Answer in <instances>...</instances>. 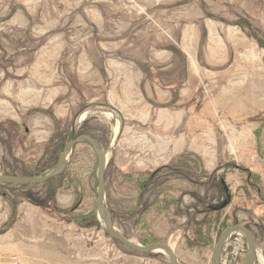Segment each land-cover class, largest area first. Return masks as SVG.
<instances>
[{
    "label": "rangeland",
    "instance_id": "rangeland-1",
    "mask_svg": "<svg viewBox=\"0 0 264 264\" xmlns=\"http://www.w3.org/2000/svg\"><path fill=\"white\" fill-rule=\"evenodd\" d=\"M72 128L106 153L126 239L210 264L241 224L264 264V0H0V174L50 171ZM96 166L79 143L62 174L0 186V264H168L102 230ZM220 178L231 201L203 215ZM246 251L232 234L220 264Z\"/></svg>",
    "mask_w": 264,
    "mask_h": 264
},
{
    "label": "water",
    "instance_id": "water-1",
    "mask_svg": "<svg viewBox=\"0 0 264 264\" xmlns=\"http://www.w3.org/2000/svg\"><path fill=\"white\" fill-rule=\"evenodd\" d=\"M79 143H86L93 151V154L97 161L96 166V199H95V209L101 220V227L105 234L116 241L128 250L137 254H148L154 251L161 252L165 254L168 258V264H179L177 257L173 249L166 243L153 242L146 246H140L132 243L130 240L122 236L118 230L114 227L111 212L104 205V194H105V184L104 176L107 165L106 153L101 151L95 142V140L88 135L75 136V130L72 128L71 137L68 142L63 147L56 164L54 167L38 176V177H18V176H8L0 174V184L16 185V186H33L40 185L44 182L52 179L64 172L68 165V157L73 149ZM223 192L225 194V200H223L214 209L217 211L223 210L230 202V194L228 187L225 182L221 180ZM234 233H239L244 236L247 246V251L244 255L243 264H254L256 258V246L250 230L241 224L231 225L225 228L222 233L218 236L216 240L215 247L213 249L210 264H220V258L223 250V246L227 239Z\"/></svg>",
    "mask_w": 264,
    "mask_h": 264
},
{
    "label": "trees",
    "instance_id": "trees-1",
    "mask_svg": "<svg viewBox=\"0 0 264 264\" xmlns=\"http://www.w3.org/2000/svg\"><path fill=\"white\" fill-rule=\"evenodd\" d=\"M76 136H79V135H76ZM68 142V141H67ZM66 142V143H67ZM221 180H223V178H220L219 180H218V183H219V185L221 186ZM224 181V180H223ZM218 183H217V181L216 182H213L212 184H214V185H218ZM1 185H8V184H0V186ZM29 186V185H28ZM221 189H222V187H221ZM222 192V195L220 196V198H218V201L217 202H220V200H222V198H223V200L225 199V194H224V192H223V190L221 191ZM220 204V203H219ZM216 206H218V204H213V205H205V206H203V207H201V208H199V210L201 211V214H206V213H217V212H220V211H217V210H215L214 208L216 207ZM111 212V211H110ZM111 217H112V213H111ZM247 227V226H246ZM248 228V227H247ZM249 229V228H248Z\"/></svg>",
    "mask_w": 264,
    "mask_h": 264
},
{
    "label": "flooded vegetation",
    "instance_id": "flooded-vegetation-1",
    "mask_svg": "<svg viewBox=\"0 0 264 264\" xmlns=\"http://www.w3.org/2000/svg\"><path fill=\"white\" fill-rule=\"evenodd\" d=\"M221 186H222V185H221ZM222 190H223V188H222ZM230 201H231V198H230ZM229 203H230V202H229ZM228 205H229V204H228ZM228 205H227V206H228ZM227 206H226V207H227ZM226 207H225V208H226Z\"/></svg>",
    "mask_w": 264,
    "mask_h": 264
}]
</instances>
